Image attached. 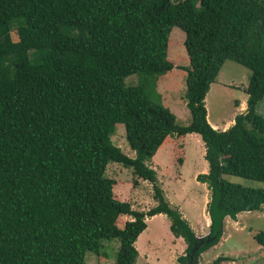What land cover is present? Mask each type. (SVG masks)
Listing matches in <instances>:
<instances>
[{
    "label": "trees",
    "instance_id": "1",
    "mask_svg": "<svg viewBox=\"0 0 264 264\" xmlns=\"http://www.w3.org/2000/svg\"><path fill=\"white\" fill-rule=\"evenodd\" d=\"M174 26L185 33L191 122L153 95L175 67L168 57ZM16 29L18 38L13 39ZM227 59L252 73L245 112L227 129L208 119L207 94ZM142 74L128 85L126 78ZM264 0H0V264H85L101 240L118 237L114 264H135L147 218L163 213L187 247L180 264H201L226 219L264 211ZM123 123L135 156L114 143ZM201 136L209 171L211 219L198 236L166 199L148 164L171 136ZM153 184L157 204L133 208L115 196L111 162ZM131 216L119 225L120 218ZM264 246V231L255 235ZM219 256L208 264L228 260Z\"/></svg>",
    "mask_w": 264,
    "mask_h": 264
},
{
    "label": "rangeland",
    "instance_id": "2",
    "mask_svg": "<svg viewBox=\"0 0 264 264\" xmlns=\"http://www.w3.org/2000/svg\"><path fill=\"white\" fill-rule=\"evenodd\" d=\"M12 36L14 40L18 38L16 29H13ZM185 38V31L179 26H174L169 38L168 57L175 63V67L159 76L153 92L154 96L175 113L177 122L181 125L189 124L192 119L186 99L187 71L178 67L190 64ZM251 73L248 67L234 60L225 61L219 73V81L211 85L206 98L208 119L214 126L223 128L227 125L230 127L235 122V116L246 111L249 97L246 87ZM141 77L140 73L131 74L126 78V83L128 85L138 84ZM256 109L264 115V97L258 101ZM117 125L113 136L114 143L120 146L125 153L134 157L135 151L127 141L125 125L123 123ZM192 134L190 137L171 135L161 145L155 159L152 158L148 163L156 170L158 183L162 186L166 199L168 201L173 198L182 200V202H177L183 208L182 214L185 213L189 217L191 221L185 218L196 234L202 236V233H208L205 224L206 216H209L207 203L210 196L204 197L203 192H207L206 187H202L199 180L194 178L195 169L199 166L201 159L195 139L202 140V138L197 133ZM185 157L186 168L182 173L179 171ZM107 175L116 180L115 196L123 201H130L133 208L148 210L157 204L153 196V184L139 178L131 167L111 161L107 167ZM226 177L245 186L264 185L261 181L237 175H226ZM177 180L185 182L178 184ZM238 215L237 219L228 218L223 237L217 245L202 254L201 264H208L219 256L229 258L221 264H264V246L255 237L256 234L264 231V211H244ZM130 218V216L121 217L119 225L122 226ZM159 218H147L148 221L150 220L149 226L138 240L137 249L141 253L135 264H180L177 257L184 253L187 247L186 242L183 237H176V239L172 235L167 219ZM147 243L149 247L146 250H150L152 257H150V252H145L143 249ZM120 244L121 240L118 237L102 239L99 253L87 251L85 264H114L119 254Z\"/></svg>",
    "mask_w": 264,
    "mask_h": 264
},
{
    "label": "crops",
    "instance_id": "3",
    "mask_svg": "<svg viewBox=\"0 0 264 264\" xmlns=\"http://www.w3.org/2000/svg\"><path fill=\"white\" fill-rule=\"evenodd\" d=\"M219 79V75H218V77H217V81H219L218 80ZM215 83V82H214ZM213 83V84H214ZM226 84V83H225ZM211 123V122H210ZM212 124V123H211ZM224 124H226V122H224ZM213 125V124H212ZM214 126V125H213ZM215 128H218V129H227L228 128V126L226 125V126H223V128L222 127H220V126H214ZM193 134L192 133H190V134H187V135H185V137H190V136H192ZM169 137H171V136H169ZM168 137V138H169ZM177 137V136H176ZM196 140V142H197V145H198V149H199V152H200V155H201V159H200V162L198 163L199 164V166H197V168L195 169V179H197V176H198V174H200V173H206V172H208L209 171V164H208V162H207V160L205 159V152H206V148H205V145H204V142H203V140H200V138H197V139H195ZM200 145V146H199ZM201 147V148H200ZM158 151H159V149H158ZM157 151V152H158ZM157 155V153L155 154V156ZM154 156V157H155ZM153 157V159H155ZM185 160H186V157H185V159H184V161H183V163H182V167L180 168L181 170L179 171V172H184L185 171V168H186V166L184 165L185 164ZM202 160V161H201ZM149 162V161H148ZM149 164V163H148ZM200 164H201V166H200ZM150 165V164H149ZM181 175H183V174H181ZM198 181V180H197ZM196 181V182H197ZM177 182H178V184H184V182L185 181H178L177 180ZM199 184L200 185H202V187H206V189H207V192H203V193H205L204 194V197L206 196L207 198H208V196H210V190H209V188H208V185H207V183H203V182H201V181H199ZM182 187H185V185H181ZM182 190V189H181ZM180 195H182V194H180ZM209 200V199H208ZM169 202L171 203V205L173 206V207H176V208H178V209H180V210H182L181 212L183 213V208L181 207V206H179V203H177V202H182V200H177L176 198L174 199H170L169 200ZM131 217V216H130ZM159 217H164V219H167V222H168V227H170V220H169V218L167 217V215H165V214H163V213H160V214H157V215H155V216H153L152 217V219H155V218H159ZM167 217V218H166ZM184 217H186V218H188L189 219V217L184 213ZM238 217H239V215H238ZM130 219H132V217L130 218ZM159 219H162V218H159ZM129 220V219H128ZM150 221V220H149ZM148 221V222H149ZM189 221H191L190 219H189ZM227 221H228V218L226 219V223H227ZM210 223H211V219H210V217L209 216H206V224H205V227H206V230L208 231V226L210 225ZM149 226V225H148ZM167 227V226H166ZM148 229V227L144 230V231H146ZM205 230V231H206ZM144 231L140 234V236L144 233ZM171 231V230H170ZM172 233V232H171ZM202 234H206L205 232L204 233H202ZM172 235L174 236V234L172 233ZM140 236L138 237V239H137V241L135 242V245H136V247H137V245H138V240H139V238H140ZM175 237V236H174ZM176 238V237H175ZM180 238H182V237H180ZM177 239V238H176ZM185 241V240H184ZM185 246V245H184ZM186 246H187V244H186ZM149 246H148V243L147 244H145L144 245V251L145 252H150V250L149 251H147ZM147 249V250H146ZM207 252V251H206ZM141 253V252H140ZM205 253V252H204ZM140 255V254H139ZM148 255V254H147ZM148 257V256H147ZM150 257H152V255H151V252H150ZM150 259H152V258H150ZM157 261H159V259H157ZM149 263V262H148Z\"/></svg>",
    "mask_w": 264,
    "mask_h": 264
}]
</instances>
